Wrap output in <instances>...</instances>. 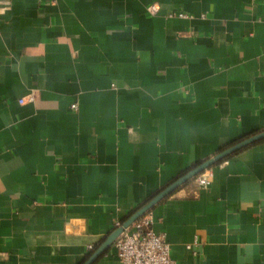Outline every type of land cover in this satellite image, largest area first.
<instances>
[{"label":"crops","instance_id":"obj_1","mask_svg":"<svg viewBox=\"0 0 264 264\" xmlns=\"http://www.w3.org/2000/svg\"><path fill=\"white\" fill-rule=\"evenodd\" d=\"M263 131L264 0H0V264H84ZM210 169L155 230L178 264H264V139Z\"/></svg>","mask_w":264,"mask_h":264},{"label":"built area","instance_id":"obj_2","mask_svg":"<svg viewBox=\"0 0 264 264\" xmlns=\"http://www.w3.org/2000/svg\"><path fill=\"white\" fill-rule=\"evenodd\" d=\"M150 11L157 13L156 4L150 6ZM26 99L21 98L23 103ZM28 101H34L35 95L30 94ZM77 109V104L72 105ZM213 177L212 170L206 169L197 177L201 187H208ZM118 259L121 264H178L171 256V247L164 233L157 232L154 228V217L151 212H146L134 224L125 229L115 243ZM190 247V245H189Z\"/></svg>","mask_w":264,"mask_h":264},{"label":"water","instance_id":"obj_3","mask_svg":"<svg viewBox=\"0 0 264 264\" xmlns=\"http://www.w3.org/2000/svg\"><path fill=\"white\" fill-rule=\"evenodd\" d=\"M264 139V131L260 132L258 134H255L249 138H246L239 143L229 147L228 149L224 150L223 152L217 154L216 156L207 159L194 167L192 170L187 172L185 175L179 177L177 180H175L173 183L168 185L166 188H164L162 191H160L156 196H154L149 202H147L143 207H141L134 215L130 217L123 225L119 226L114 230L103 242V244L85 261L84 264H93L100 256L101 254L113 243L124 231L127 229L133 222L137 221L140 217H142L146 212H148L157 202L162 200L167 195H170L173 193L177 188H179L181 185L186 183L188 180L192 179L193 177H196L206 169L210 168L212 165H214L217 161L220 159L228 156L232 152L247 146L253 142L259 141Z\"/></svg>","mask_w":264,"mask_h":264},{"label":"rangeland","instance_id":"obj_4","mask_svg":"<svg viewBox=\"0 0 264 264\" xmlns=\"http://www.w3.org/2000/svg\"><path fill=\"white\" fill-rule=\"evenodd\" d=\"M197 177H198V175L196 176V180H197Z\"/></svg>","mask_w":264,"mask_h":264}]
</instances>
